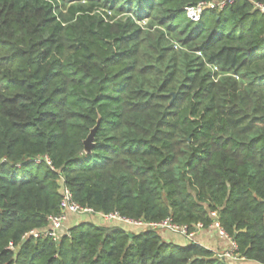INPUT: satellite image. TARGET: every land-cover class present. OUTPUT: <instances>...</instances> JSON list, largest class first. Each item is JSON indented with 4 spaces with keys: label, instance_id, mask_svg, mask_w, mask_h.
<instances>
[{
    "label": "trees",
    "instance_id": "1",
    "mask_svg": "<svg viewBox=\"0 0 264 264\" xmlns=\"http://www.w3.org/2000/svg\"><path fill=\"white\" fill-rule=\"evenodd\" d=\"M201 1L223 0H0V264H243L93 221L25 238L63 186L97 213L191 230L217 212L264 264V0L193 22Z\"/></svg>",
    "mask_w": 264,
    "mask_h": 264
},
{
    "label": "built area",
    "instance_id": "2",
    "mask_svg": "<svg viewBox=\"0 0 264 264\" xmlns=\"http://www.w3.org/2000/svg\"><path fill=\"white\" fill-rule=\"evenodd\" d=\"M227 4V0L220 1L218 3L201 1L196 5H191L186 8L187 17L193 21L198 22L201 20L202 15L206 9H216L223 8ZM260 8L264 9L262 5H259ZM70 214L83 216H98L107 224H118L125 226L129 229H136L138 232L156 230V231H169L171 233L179 234L185 237L189 242H196L197 234L206 228L217 229L220 235L229 238L233 244V252L219 254L220 256L230 257L231 259L238 261L241 258L235 253L237 249V244L235 241L228 236L225 231L221 228L220 223L217 220V212H212L215 220L214 222L205 227L203 223H198L193 230L186 224H179L174 222L172 217H168L162 221H146L144 219H133L130 217L123 216L119 212L112 213H97L91 207H86L78 203L74 195L67 186L62 188V200L60 204V213L56 215H50L48 217V226L42 230H32L31 232L25 235L27 237H49L54 241H59L64 233H68L69 228H67V220ZM13 248L14 246L11 245Z\"/></svg>",
    "mask_w": 264,
    "mask_h": 264
},
{
    "label": "crops",
    "instance_id": "3",
    "mask_svg": "<svg viewBox=\"0 0 264 264\" xmlns=\"http://www.w3.org/2000/svg\"><path fill=\"white\" fill-rule=\"evenodd\" d=\"M80 217L82 216L70 214L67 220V228L74 226L80 221H93L96 224L107 225V223H105L102 219L101 221L94 220L93 216L92 218L84 217L78 220V218ZM129 231L138 232V230L136 229H129ZM160 233L163 236V238L167 241L174 242L179 245H185L189 243V241L182 235L171 233L169 231H161ZM196 242L213 250L217 254H225V253L233 252L232 241L229 238L220 235L217 229L206 228L204 230H201L196 236ZM228 258L231 259L230 257ZM238 261L242 262L243 264H260L255 261L245 260V259H240Z\"/></svg>",
    "mask_w": 264,
    "mask_h": 264
},
{
    "label": "water",
    "instance_id": "4",
    "mask_svg": "<svg viewBox=\"0 0 264 264\" xmlns=\"http://www.w3.org/2000/svg\"><path fill=\"white\" fill-rule=\"evenodd\" d=\"M99 124H100V122H98V124L91 130V133L89 134V136L85 140V150L88 153H90L92 151V148H93V145H94V140H95V134H96V131H97L98 127H99Z\"/></svg>",
    "mask_w": 264,
    "mask_h": 264
},
{
    "label": "rangeland",
    "instance_id": "5",
    "mask_svg": "<svg viewBox=\"0 0 264 264\" xmlns=\"http://www.w3.org/2000/svg\"><path fill=\"white\" fill-rule=\"evenodd\" d=\"M84 217H91L92 218V216H90V215H83L82 217L78 218V220L81 219V218H84ZM93 217H94V220L101 221V218L98 217L97 215L93 216ZM76 221H77V219H76Z\"/></svg>",
    "mask_w": 264,
    "mask_h": 264
}]
</instances>
